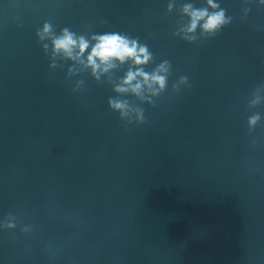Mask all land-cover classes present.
Returning a JSON list of instances; mask_svg holds the SVG:
<instances>
[{"label":"clouds","instance_id":"obj_1","mask_svg":"<svg viewBox=\"0 0 264 264\" xmlns=\"http://www.w3.org/2000/svg\"><path fill=\"white\" fill-rule=\"evenodd\" d=\"M252 2L253 0H244L241 20L247 18ZM258 3L264 5V0H258ZM174 7L175 0H170L166 11L171 13ZM179 14L180 20L171 35L189 44L214 39L234 20L218 0H204V5L200 7H196L192 2L183 3L179 8ZM35 35L44 55L50 60V69L62 68L65 62H71V66L67 68L66 80L88 72L99 83L110 70L128 65L127 71L118 81H113L111 76L107 79V83L113 86L112 90L116 94L108 99L109 110L118 114L126 131L130 125L147 124L145 109L140 105L148 104L155 108L157 98L168 90L169 78L172 75L171 62L164 59L151 71H146L148 65L155 63V57L149 46L138 37L134 38L118 31L78 34L69 27H63L57 32L50 21L43 22L42 26L36 29ZM183 87H190L189 77L186 75L179 76L172 83L171 90L173 93H179ZM83 89L84 81L76 80L72 92L76 93ZM127 96L134 97L139 104L124 98ZM262 103L264 82L257 84L251 91L247 105L249 109H254ZM262 119L264 116L260 112H252L247 117L248 135L251 136L255 132ZM255 143L256 140L253 138L252 144ZM18 225L23 234L34 231L33 225L23 224L20 217L12 212L0 220V230H14ZM50 254L55 255L51 247Z\"/></svg>","mask_w":264,"mask_h":264}]
</instances>
